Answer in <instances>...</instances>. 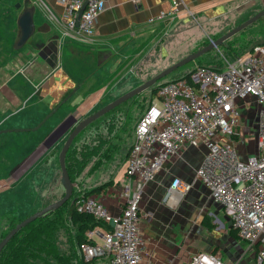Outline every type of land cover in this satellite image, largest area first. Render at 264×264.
<instances>
[{
  "label": "crops",
  "instance_id": "obj_1",
  "mask_svg": "<svg viewBox=\"0 0 264 264\" xmlns=\"http://www.w3.org/2000/svg\"><path fill=\"white\" fill-rule=\"evenodd\" d=\"M263 1L181 0L183 4L180 7L181 9L172 13L174 9L173 0H107L105 10L97 19L95 35L91 39L79 40L67 37L62 24L51 22L48 19L46 7L61 18L67 13V8L64 4L59 0H31V4L35 6V24L37 27L43 26L46 23L49 24L48 30L39 32L53 36L50 40H53L58 45V55H51L47 59L39 55L43 63L40 69L34 70L31 75V91L28 99H34V103L37 104L39 113H43V117L57 105L60 104V107L36 131H9V129L14 128L34 127L43 117L33 126L26 125V123H30L26 118L18 119L16 118L17 116L13 117L9 112L12 109L14 113L25 105L26 91L23 86L10 88L8 82L1 85V90L5 91L4 94L8 92H12L13 94L9 93L10 98L2 95L0 100V111L8 112L0 120L1 124H7L6 127L0 129V154L4 155L7 153L10 148V140L15 139L17 144L14 146L15 155L12 156V159L15 162L20 158L19 162L17 161L18 166L10 170L6 183L3 182V178H5L4 174H1L0 182H2L0 186L7 187L10 193L16 187H24L26 190L25 194L18 204H14L27 208L35 204L33 206L35 209L43 208L41 206H44L43 204L48 202L49 199L51 200L53 195L58 193L56 189L58 187L59 168L56 155L52 154V150L46 145V140L51 133L45 127L53 117L62 114L65 109L74 108L82 104L84 100L80 92L74 93L77 89V78L73 71L75 67L80 65V61L73 55V51L69 48L70 46L64 45L65 43L61 46L58 43L59 40L56 41L58 36H60V39L64 37L65 40L72 41L73 43L78 40L83 41L87 45L107 52L108 56L115 55L119 51L122 54L124 52L130 59L129 61L139 56L145 57L147 54L150 55L159 46L162 59L163 53H166L167 48H162L163 44H161V41L171 31L176 29L177 26H183L191 21L194 23L200 22L208 28L207 37L211 41V33L217 34L224 28L227 30L239 18L248 14L251 9L256 7L260 2L263 3ZM16 7L20 8L21 4L20 7L17 5ZM186 9L193 11L194 15L189 16ZM162 12L167 13V16L160 18L159 16ZM199 38L202 39L201 35ZM183 41L184 37L177 42L179 44ZM262 43H264V40ZM178 44H175L177 45L176 51L183 50L179 48ZM3 45L7 51L9 46L8 39H5ZM156 52L158 51L155 50ZM187 54L182 53L176 59L169 60L168 62L160 60L155 68V74L176 63L187 56ZM238 105L241 119L247 120L253 118L256 122V128L260 121V107L257 106L252 98L241 100L238 102ZM244 122H241L240 133ZM133 139L134 133L131 142H129L128 150L121 155V158L124 160L123 167H119L113 173V177L110 180H107L108 178L103 175L101 180H98L99 178L95 175H90V177L87 176L86 178L87 184L82 188L87 194L93 195L101 201L114 216H118L121 213L125 200L123 186L127 182V159ZM128 140L129 137H126L123 139V142L126 144ZM43 146L48 148V152H45ZM237 149L239 150L238 142ZM205 153L206 149L204 146L185 147L177 156L170 159L157 176L148 182L144 188L142 198L139 201L141 212L140 229L144 239L141 264H190L193 254L197 251H206L220 255L217 250L215 252V247L218 246V238L209 239L207 233L208 230H211L213 224L212 217L225 215L231 227H234L222 206L212 199L205 184L199 180H195L196 171L203 162ZM256 153L257 149H254L244 154L240 152V155L243 159H247ZM7 157H10L9 153ZM121 158H119V161ZM33 160L32 167L26 170L23 176H16V169L22 167L19 164L31 163ZM176 176L186 181H192L193 187L177 203L168 205L163 203L162 197L172 178ZM76 182H73L74 185ZM82 182L84 184V180ZM77 189V192L79 189L81 190L79 187ZM5 197L4 195L2 196V191L0 190V203L3 202ZM100 229L105 230L106 228L100 226ZM95 239L100 241L101 237ZM221 258L223 259L222 256ZM225 261L228 262L227 260ZM228 263L231 264L230 262ZM90 264H110V257L103 256L93 259Z\"/></svg>",
  "mask_w": 264,
  "mask_h": 264
},
{
  "label": "built area",
  "instance_id": "obj_2",
  "mask_svg": "<svg viewBox=\"0 0 264 264\" xmlns=\"http://www.w3.org/2000/svg\"><path fill=\"white\" fill-rule=\"evenodd\" d=\"M59 1L67 13L59 18L46 7L49 21L62 24L67 37L91 39L107 0ZM172 4V13L183 5L181 0ZM186 12L194 15L189 9ZM165 16L162 12L159 17ZM249 98L260 107V121L253 131L257 153L243 159L237 149L242 122L238 102ZM133 133L121 213L112 215L82 189L74 197L75 210L100 223L85 232L86 240L80 244L84 258L109 256L110 264H141L144 239L139 201L144 188L185 147L204 146L206 153L195 180L205 184L238 236L256 250L254 264H264V43L235 56L224 67L197 65L159 84ZM192 187V181L172 178L163 203H177ZM190 264L229 263L220 255L197 251Z\"/></svg>",
  "mask_w": 264,
  "mask_h": 264
},
{
  "label": "rangeland",
  "instance_id": "obj_3",
  "mask_svg": "<svg viewBox=\"0 0 264 264\" xmlns=\"http://www.w3.org/2000/svg\"><path fill=\"white\" fill-rule=\"evenodd\" d=\"M19 3L21 7L17 8L16 5ZM30 4H26V0H0V100L2 95L8 98L9 93L13 94L12 92L4 94L5 91L1 90L3 83L8 82L10 88L23 86L26 91L25 105L14 113L11 109L9 113L13 117L17 116L16 118L18 119L26 118V120L30 121V123L25 122L26 125L33 126L43 117V113H39V108L34 103V99H28L31 91V75L34 70L40 69L43 63L36 43L41 41L48 42L53 36L36 32L22 49H14V42L19 35L17 19L24 8ZM262 9H264V1L251 9L248 14L239 18L227 30L224 28L217 34L211 33L212 39H217L220 35ZM207 29L202 23H194L192 21L183 26H177L161 41V44H163L162 48H167L166 53H163L162 59L159 52L160 48L157 46L152 54H147L145 57H136L132 61H129L130 59L124 52L122 54L121 51L115 53V55L108 56L107 52L87 45L83 41L78 40L73 43L65 40L64 37L62 39H60V36L57 37L56 41L59 40L58 43L61 46L64 43V45L70 46L69 48L73 51V55L80 61V65L75 67L73 71L77 78V89L74 93L80 92L84 100L82 99V104L74 108L65 109L62 114L55 115L56 117H53L45 127L51 133L46 140V145L52 150V154L56 155L59 171L58 187L56 189L58 193L43 204L44 206L59 200L66 193V184L61 181L63 175L60 169L59 154L71 130L81 120L96 110L155 76V68L160 60L168 62L176 59L182 53L189 54L207 45L210 42V38L207 37ZM200 35L202 39L199 38ZM48 37L50 38L48 39ZM183 37L184 41L178 44L177 41H180ZM5 39H8L9 43L7 51L3 45ZM263 40L264 17L226 40L219 47H215L186 65L177 68L171 74L162 78L160 82L174 79L197 65L205 64L224 67L227 61L232 60L239 54L250 51L255 45L261 44ZM176 43L183 50L176 51ZM155 50L158 52L155 53ZM53 56L55 55L53 54ZM158 84L159 82L109 111L84 128L75 137L69 148L68 157L71 180L73 182L77 181L74 185L72 198L76 196L78 187L81 189L85 187L88 182L86 181L87 176L95 175L99 178L98 180H101L103 175L108 178L107 180H110L113 177V173L119 167H123L124 160L121 155L128 150L134 126L150 104L156 91L155 86ZM7 114L8 112L0 111V120ZM242 121L245 122L237 142L240 152L244 154L257 147L256 135L253 133L256 129V122L253 118ZM6 126V123H0V129ZM126 137H129V140L125 144L123 139ZM16 144L15 139H11L9 151L4 155L0 154V176L2 173L4 174L3 182L5 183L7 182L8 174L10 175V170L18 166L20 157L15 162L12 159V156L15 155L14 146ZM44 147L45 152H48V148ZM8 153L10 157H7ZM119 158H121L120 161ZM33 162L34 160L31 163L19 164L22 167L16 169V176H23L24 172L32 167ZM23 167L25 168L23 169ZM82 180H84V184ZM0 190L2 191V196H6L3 202L1 201L2 203H0L1 240L12 227L39 208H33L35 204L29 208L14 204H18L25 194L26 190L24 187H16L11 193L5 186H0ZM69 203L70 201L59 212L54 210L48 213L40 222H34L26 230L19 233V238L24 235H39L41 236L42 244V248L34 254H28L29 256L25 258V262L22 264H87L80 251L79 244L80 234L82 233L81 219L79 217H68L66 211ZM212 218L213 224L211 230H208L207 233L209 239L218 238V246L215 247V252L217 250L220 256L231 264H254V253L256 250L248 246L238 236L225 215L213 216ZM3 261V259H0V264H3Z\"/></svg>",
  "mask_w": 264,
  "mask_h": 264
},
{
  "label": "water",
  "instance_id": "obj_4",
  "mask_svg": "<svg viewBox=\"0 0 264 264\" xmlns=\"http://www.w3.org/2000/svg\"><path fill=\"white\" fill-rule=\"evenodd\" d=\"M26 3L30 4L31 0H26ZM18 7H20V4H17ZM34 13H35V6L30 4L27 7L24 8V10L21 12L19 18H18V25H19V37L16 40L14 44V48L17 50L22 49L28 41L31 39V37L39 31H44L49 29V24L46 23L43 26L37 27L34 21ZM264 17V9L258 11L256 14L253 16L249 17L247 20L242 22L241 24L235 26L234 28L230 29L226 33L222 34L220 37L217 39L211 40L207 45L204 47L196 50L195 52H192L185 56L184 58L180 59L176 63L168 66L155 76L151 77L150 79L146 80L136 88L122 94L115 100L109 102L102 108L96 110L94 113L90 114L83 120H81L70 132L62 150L60 151L59 154V162H60V168L62 171V178L61 181L66 184L67 190L66 193L57 201L48 204L44 206L43 208L37 210L33 214L29 215L25 219L21 220L18 222L14 227H12L9 232L0 240V253L3 250V248L8 244V242L21 230L23 229L26 225L31 223L32 221L36 220L37 218L48 214L59 207H61L64 203L67 201H70L71 204L74 203V199H72L73 196V190H74V183L71 180V177L69 175L67 166H66V156L68 153V150L73 143L75 137L88 125L96 121L97 119L101 118L103 115L108 113L109 111L115 109L122 103L128 101L129 99L133 98L134 96L142 93L146 89L154 86L156 83L159 82V84L163 83L164 81L160 82V80L169 74H171L174 70L177 68L186 65L187 63L195 60L199 56L203 55L204 53L212 50L215 47H219L222 45L226 40L230 39L240 31L244 30L247 28L249 25L253 24L260 18ZM36 47L39 49V55L43 57L44 59H47L51 55H57L58 54V45L53 41L49 40L48 42H38L36 43ZM156 85L155 88L159 86ZM60 107V104L54 107L48 114L42 118V120L34 127L31 128H14V129H9V131H16V132H24V131H36L38 130L41 126H43L49 119L50 117L58 110Z\"/></svg>",
  "mask_w": 264,
  "mask_h": 264
},
{
  "label": "trees",
  "instance_id": "obj_5",
  "mask_svg": "<svg viewBox=\"0 0 264 264\" xmlns=\"http://www.w3.org/2000/svg\"><path fill=\"white\" fill-rule=\"evenodd\" d=\"M69 150L66 156L67 157L66 166H67V169L70 175L71 173L70 162L68 161ZM66 203H64L61 207H59L55 211L59 212ZM66 214L68 215V217H79L81 219L80 226H81L82 233L80 234L79 244H81L82 242L86 240L85 232L87 229L95 227L100 224L99 222L94 220L92 216L77 212L74 208V203L73 204L69 203ZM46 215L47 214L37 218L36 220L26 225L8 242V244L3 248V250L0 253V259L4 260L3 264H20V263L22 264L23 262H25V258L29 256L28 254H34L35 252H37V250L42 248L41 236L31 234V235H24L23 237L19 238V233L26 230L34 222H40L42 218H44V216ZM234 231L237 232L235 228H234ZM91 262L92 260H86L87 264H90Z\"/></svg>",
  "mask_w": 264,
  "mask_h": 264
}]
</instances>
